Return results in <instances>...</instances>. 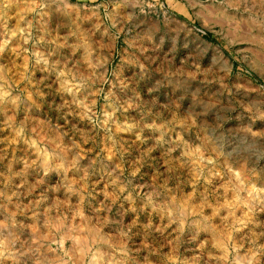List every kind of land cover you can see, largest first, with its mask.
Instances as JSON below:
<instances>
[{
	"label": "rangeland",
	"instance_id": "374dc122",
	"mask_svg": "<svg viewBox=\"0 0 264 264\" xmlns=\"http://www.w3.org/2000/svg\"><path fill=\"white\" fill-rule=\"evenodd\" d=\"M65 1L0 0V264H264V0Z\"/></svg>",
	"mask_w": 264,
	"mask_h": 264
},
{
	"label": "bare ground",
	"instance_id": "6f19581e",
	"mask_svg": "<svg viewBox=\"0 0 264 264\" xmlns=\"http://www.w3.org/2000/svg\"><path fill=\"white\" fill-rule=\"evenodd\" d=\"M65 1V0H64ZM67 1V0H66ZM65 1V2H66ZM191 3H192V5H199V6H203V5H205V3H203L202 2V0H189ZM260 1H262V0H260ZM263 3V2H262ZM260 4V3H259ZM257 19V18H256ZM258 20V19H257ZM261 20V19H260ZM238 21V20H237ZM255 22V21H254ZM256 23V22H255ZM259 23H260V21H259ZM258 23V24H259ZM240 24V23H239ZM256 25V24H255ZM263 27V26H262ZM222 54V53H221ZM74 236V235H73ZM84 236V235H83ZM87 243V242H86ZM79 244V243H78ZM90 247V246H89Z\"/></svg>",
	"mask_w": 264,
	"mask_h": 264
},
{
	"label": "trees",
	"instance_id": "16d2710c",
	"mask_svg": "<svg viewBox=\"0 0 264 264\" xmlns=\"http://www.w3.org/2000/svg\"><path fill=\"white\" fill-rule=\"evenodd\" d=\"M208 35V37H210V35L209 34H207Z\"/></svg>",
	"mask_w": 264,
	"mask_h": 264
}]
</instances>
